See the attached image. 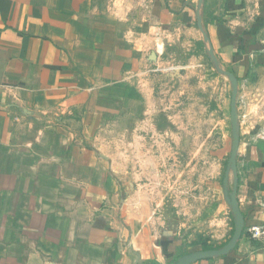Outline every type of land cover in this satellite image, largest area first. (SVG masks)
<instances>
[{"label": "crops", "instance_id": "obj_1", "mask_svg": "<svg viewBox=\"0 0 264 264\" xmlns=\"http://www.w3.org/2000/svg\"><path fill=\"white\" fill-rule=\"evenodd\" d=\"M176 63L210 67L200 79L211 97L196 91L188 104L195 119L199 104L211 116L223 110L215 72L231 73L244 130L241 236L230 252L190 264H264V238H248L264 225V0H0V264H176L227 245L228 204L221 219L193 225L166 215L184 202L155 200L180 199L191 175L195 194L204 177L219 198L232 187L231 174L221 187L218 157L205 173L202 157L188 159L181 107H171L189 96L186 75L142 74ZM171 81L182 86L168 92ZM204 140L216 152L228 143L216 126ZM143 211L153 228L140 227Z\"/></svg>", "mask_w": 264, "mask_h": 264}, {"label": "rangeland", "instance_id": "obj_2", "mask_svg": "<svg viewBox=\"0 0 264 264\" xmlns=\"http://www.w3.org/2000/svg\"><path fill=\"white\" fill-rule=\"evenodd\" d=\"M192 54V53H191ZM190 54V55H191ZM182 59L187 58L188 54H181ZM201 56L205 59V62L207 64L210 63L211 58H209V56L204 52H202ZM164 68H170V67H174L177 68L176 70H174L176 73L178 72V74L180 75H186L185 79H183V81L186 83L185 86H187L188 88H186V90L184 89V91L186 92L187 90H189V96L185 93H183V98L182 100L179 99V97L176 95L177 99H175V95L172 98V108H177L179 109V107H181L179 110L181 111V117L183 120V124L187 126V134H186V138L188 140H190L191 144L189 143L186 149L187 152V156L188 159L192 158L194 155L197 156L196 160H199L202 157V162L201 164H199L200 168L203 169V172L205 173V171H207L208 169H210V166L208 163H206L207 161H210V157H212L213 159H215L216 157L219 158V162H220V168H219V176L220 178H222V176L225 175V172L227 170L228 167V161H229V157L231 154V150L232 147L234 145L233 143V132L235 134L236 137H238V147H239V142H240V137L244 136V130L242 129V119H236L235 120V128L233 129L232 127V121L230 119V98H231V84L227 81L226 76L223 74L224 71H226L225 69H223V72H219L216 71L215 72V76L217 78V80H219V78H224V79H220V80H225V93H224V106H223V110L220 111L219 109H217V114L214 116H211L210 114H206L205 113V104H199V109L201 110V106L204 107L201 117H198L197 119L194 118V114L190 113L188 110V104H195L194 103V96L196 94H194L196 91L197 95H199V97H202L204 99L206 98H210L211 97V92H210V87L208 86L206 89V84L203 83V80L200 79L201 74H204V70H210V67H204V68H198L197 66L195 67H189V68H185L179 64H174V65H164ZM204 69L201 73L200 71ZM218 70H221L220 68H218ZM166 73H160L157 74L159 77L161 75H165ZM170 74V72H169ZM197 76V77H196ZM202 82V83H201ZM216 82V81H215ZM210 84V81H209ZM168 88H166V91L168 92H176V90H178V88L180 87V85L182 86V83H174L173 81H171L170 83L167 82ZM217 83L214 84V86H216ZM219 85V84H218ZM180 90V89H179ZM207 91V93H206ZM171 94H168V96H170ZM181 102V103H180ZM185 104L187 105V107H185ZM195 108V106H194ZM217 129H219V134L224 133L225 135L227 134V145L225 143V145L223 146V144H221L219 142V148H217V152H216V148H214V146L210 147V140H208L206 143H204L203 145H201V141H205L204 139L207 138L210 128L211 127H215ZM214 139V138H213ZM196 140L198 141V144L195 146L194 143ZM213 145H214V141H213ZM223 146V148H222ZM222 148V149H221ZM215 153L218 154L215 155ZM238 153V152H237ZM190 157V158H189ZM188 161V169H194V159L191 160H187ZM192 162V163H191ZM222 163V164H221ZM212 181L211 179H207L206 177H204L202 179V184H203V190L200 191L199 193V189H197V194H195L194 189H191V187H194L196 184L198 183V179L194 177V175H191L189 178H187L186 182H187V190H189L187 193L185 194H181L180 199L178 195H169L167 196H162L158 195L155 197L156 201H162L163 197L164 202L165 200H168L170 202H184L186 205V210L182 211L181 213H179L178 211L174 210V211H167L166 215L168 216V218L171 219H175V220H184L186 222H188L189 224H193L195 225L196 223H201L203 222V224L206 222L208 223L209 221H214V220H219L221 219L222 216V211H221V207H224L227 205L226 199L222 196L221 198H219V195H216V193L212 194L211 191H208L206 188L207 186H210L208 184V182ZM217 180V179H215ZM220 180V181H219ZM218 181L221 183V179H219ZM230 182V180H229ZM229 183H227V187H228ZM221 187L223 188V185L221 183ZM213 196H215L213 198ZM216 197L218 199H216ZM213 198V199H212ZM145 199V198H144ZM218 201V202H217ZM212 203L216 205V207H214V205L212 206ZM217 203V204H216ZM173 208V207H172ZM174 209V208H173ZM149 217V219H148ZM220 217V218H219ZM232 224H234V219L232 217ZM152 221V216L148 215V212L143 211L140 212V216H139V224L140 227L142 228V230L146 229V227L148 229L153 228V222ZM230 234H232L234 232V226L230 227ZM151 231V230H149ZM154 234H152L153 236ZM213 247L218 248L220 246V244L218 245H212ZM221 247V246H220Z\"/></svg>", "mask_w": 264, "mask_h": 264}, {"label": "water", "instance_id": "obj_3", "mask_svg": "<svg viewBox=\"0 0 264 264\" xmlns=\"http://www.w3.org/2000/svg\"><path fill=\"white\" fill-rule=\"evenodd\" d=\"M155 54L152 53L151 60L155 59ZM213 59V58H212ZM226 77L229 80V83L231 84V98H230V119L232 121V127L235 128V120L237 119V112H236V103H237V93H238V82L236 78L231 73H225ZM233 147L231 150V154L228 161V167L224 175V181L223 186L226 189L227 183L229 180V175L232 176V187H231V193L228 194V192L225 191V199L230 207L233 215H234V234L231 237L230 241L227 243L226 246L219 250H207V251H199L195 252L186 256H183L176 264H190L191 262L199 259H205L215 256L224 255L228 252H230L234 246L236 245V242L239 240L242 228H243V219L238 213L236 200L234 197V194L236 192L237 187V167H236V158H237V152H238V137L235 136L233 132Z\"/></svg>", "mask_w": 264, "mask_h": 264}, {"label": "built area", "instance_id": "obj_4", "mask_svg": "<svg viewBox=\"0 0 264 264\" xmlns=\"http://www.w3.org/2000/svg\"><path fill=\"white\" fill-rule=\"evenodd\" d=\"M160 45V44H159ZM158 45V48L156 50L157 53V57L158 58H162L163 54H164V49L163 46ZM177 68L174 67H170V68H164L161 66H154L151 68H147L144 71H142V74L145 77H148L149 75H153V74H160V73H166V72H173L174 70H176ZM259 206L264 208V203H259ZM249 236L248 238L251 240H260L262 238H264V225L261 226H253L248 230Z\"/></svg>", "mask_w": 264, "mask_h": 264}, {"label": "trees", "instance_id": "obj_5", "mask_svg": "<svg viewBox=\"0 0 264 264\" xmlns=\"http://www.w3.org/2000/svg\"><path fill=\"white\" fill-rule=\"evenodd\" d=\"M204 249H209V247L205 246Z\"/></svg>", "mask_w": 264, "mask_h": 264}]
</instances>
